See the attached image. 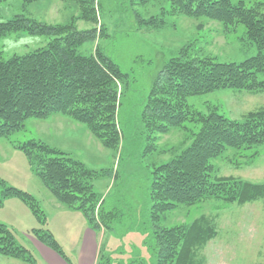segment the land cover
Wrapping results in <instances>:
<instances>
[{
    "label": "rangeland",
    "instance_id": "rangeland-1",
    "mask_svg": "<svg viewBox=\"0 0 264 264\" xmlns=\"http://www.w3.org/2000/svg\"><path fill=\"white\" fill-rule=\"evenodd\" d=\"M245 1L247 6L264 2ZM101 2L102 8L96 12L98 21L94 23L81 18L80 4L73 1L36 0L25 6L23 0H0V21L25 15L49 24H74L77 30L97 28L96 38L86 41L80 52L91 55L100 48L129 75L119 114L122 146L119 143L113 148L105 147L86 124L62 114H53L44 120L29 118L21 130L9 137H0V198L6 187L22 189L33 195L47 216V223L42 225L21 199L4 198L0 203V223L13 232L18 244L26 246L35 256L38 252L32 242L31 229L41 226L51 229L69 262L79 263L85 230L91 228L88 219L82 211L56 200L30 166L25 152L18 147L31 139L41 140L99 171L92 181L96 196L90 205L95 214L99 200L106 198L107 210L125 196L126 189L137 204L134 218L124 219V225H116L111 230L91 228L93 234H87V264L91 258L90 244L95 250V264L106 258L111 264H155L149 248L156 228L150 221V204L146 199L149 173L181 154L191 144L200 123L191 120L184 128L166 134L151 128L147 130L138 118L143 99L151 91L159 70L171 59L240 62L256 55L258 49L248 40L244 25L229 26L205 17L191 18L175 12L169 0H149L144 4L141 0ZM152 16H156V20L163 19L165 24L151 27L143 24ZM53 38L27 31L9 33L0 39V59L45 47ZM258 77L264 80V73ZM187 102L194 113L208 115L218 111L242 121L248 112L264 108V93L227 88L190 96ZM213 163V178L232 176L264 183V145L228 149ZM199 218L208 220L216 234L197 248L194 264H264V198L227 203L208 197L194 205H182L165 212L158 227H187ZM37 258V264H46L39 256ZM0 264L27 263L0 254Z\"/></svg>",
    "mask_w": 264,
    "mask_h": 264
},
{
    "label": "trees",
    "instance_id": "trees-1",
    "mask_svg": "<svg viewBox=\"0 0 264 264\" xmlns=\"http://www.w3.org/2000/svg\"><path fill=\"white\" fill-rule=\"evenodd\" d=\"M36 0H23L25 6ZM79 3L81 18L96 23L101 0H63ZM149 0H141L147 3ZM173 10L191 18L205 17L225 25L242 24L246 36L258 49L256 55L240 62H218L212 59H171L164 63L154 78L151 91L143 99L138 118L144 127L160 134L184 128L185 123H200L191 144L179 155L157 166L149 173L146 189L149 218L155 229L150 238V257L155 264H194L196 250L214 237L216 230L208 220L199 218L189 226L160 228L161 215L182 205H194L208 197L227 203H245L264 198V183L243 181L235 177L213 178V160L228 149L264 145V108L250 111L242 121L218 111L208 115L194 113L187 99L221 89L264 93V2L247 6L245 0H169ZM152 16L143 21L151 27L164 25ZM27 31L53 36L47 46L10 59H0V137H9L24 127L29 118L47 119L62 114L84 123L105 147L122 146L119 114L128 86V74L120 65L97 49L84 55L80 47L97 36V28L77 30L74 24H49L18 15L0 21V39L9 33ZM133 116V115H132ZM30 166L62 204L80 210L94 230H111L134 218L137 204L128 189L121 200L106 210V198L98 202L97 213L91 202L96 193L92 181L100 173L68 152L41 140L31 139L18 145ZM122 149V147H121ZM16 197L25 202L38 221L45 225L47 217L29 192L6 187L4 198ZM144 231H147L144 229ZM32 235L68 259L51 229H31ZM0 254L36 264L37 258L26 246L18 244L13 232L0 223ZM98 264H111L109 258Z\"/></svg>",
    "mask_w": 264,
    "mask_h": 264
},
{
    "label": "crops",
    "instance_id": "crops-1",
    "mask_svg": "<svg viewBox=\"0 0 264 264\" xmlns=\"http://www.w3.org/2000/svg\"><path fill=\"white\" fill-rule=\"evenodd\" d=\"M58 202H60V201H58ZM86 220H87V218H86ZM89 233H92L93 234L92 229L91 228L90 229H87L86 228L85 233H84L85 243H84V246L82 248L83 249L82 250L83 252L81 253V255L79 257V263H77V264H87V234H89ZM31 238H32L33 245H34L36 251L38 252V256L42 260H44L46 262V264H71V262H69L68 259L65 260L57 252H55L53 249L49 248L48 246H46L45 244H43L42 242H40L39 240H37L35 237L34 238L31 237ZM90 251H91V256H90L91 258L89 259L90 260V264H95L96 263L95 250L93 248V245H91V244H90ZM38 256H36V258ZM97 262H98V260H97ZM37 263H38V258H37L36 264Z\"/></svg>",
    "mask_w": 264,
    "mask_h": 264
}]
</instances>
